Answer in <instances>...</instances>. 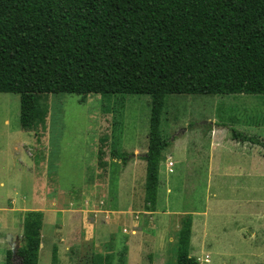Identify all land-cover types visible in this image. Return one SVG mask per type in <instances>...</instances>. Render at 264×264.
Instances as JSON below:
<instances>
[{
  "label": "rangeland",
  "instance_id": "1",
  "mask_svg": "<svg viewBox=\"0 0 264 264\" xmlns=\"http://www.w3.org/2000/svg\"><path fill=\"white\" fill-rule=\"evenodd\" d=\"M82 99L45 96V125L26 133L19 96L0 94V264H21L23 211L35 208L43 213L38 264H176L186 215L195 221V264H257L250 254L260 257L262 238L248 233L264 234V95L165 96L160 130L170 145L154 208L144 201L140 158L150 97ZM234 131L251 140H234ZM24 143L31 174L15 159ZM115 150L130 155L126 166Z\"/></svg>",
  "mask_w": 264,
  "mask_h": 264
},
{
  "label": "trees",
  "instance_id": "2",
  "mask_svg": "<svg viewBox=\"0 0 264 264\" xmlns=\"http://www.w3.org/2000/svg\"><path fill=\"white\" fill-rule=\"evenodd\" d=\"M0 94L19 96L23 131L45 125L48 95L149 96L140 158L144 201L154 208L158 165L170 145L160 130L165 96L264 95V0H0ZM112 156L123 166L130 157ZM42 218L23 214L21 264H38ZM191 226L184 216L176 264H195Z\"/></svg>",
  "mask_w": 264,
  "mask_h": 264
},
{
  "label": "crops",
  "instance_id": "3",
  "mask_svg": "<svg viewBox=\"0 0 264 264\" xmlns=\"http://www.w3.org/2000/svg\"><path fill=\"white\" fill-rule=\"evenodd\" d=\"M19 127H20V125H19ZM21 129V128H20ZM22 130V129H21ZM23 131V130H22ZM26 133H30L31 131H25ZM217 135H211L210 134V140L213 138L214 139V142H217V140H215V137H216ZM30 143V142H29ZM216 144V143H215ZM235 145H236V147H238V143H236L235 142ZM31 145L29 144V145H27V144H21V151H20V153H17L16 154V156H15V159H16V161L20 164V165H22V166H24V167H26V170H28L29 171V173L31 174V167H28V164H26V163H24V160L22 159V157H23V153L24 154H26L27 155V157L29 158V159H31V156H29L28 155V153H27V150L28 149H30L31 147H30ZM21 155V156H20ZM1 185H2V183H1ZM34 186V185H33ZM10 207V206H9ZM13 209H15L16 210V207H13ZM12 210V209H11ZM41 209H39V208H35V209H33V210H29V211H39V212H41L40 211ZM23 212H28V210H26V211H23ZM43 214V213H42ZM195 221L192 219V226H191V236H192V234H193V230H194V227H195ZM248 234H250V237H254V239H255V241H256V237H257V235L259 234V236H260V238H262V240H259V242H260V244L258 245L259 247H256V251L257 252H259V254H260V257H258L255 253L254 254H250L251 256V258H253L254 260H252L253 262H257V264H264V259H263V257H264V234L263 233H257L256 234V230H253V231H250V233H248ZM263 261V262H262ZM233 264H235V262L233 263ZM237 264H241V262L240 263H237Z\"/></svg>",
  "mask_w": 264,
  "mask_h": 264
}]
</instances>
